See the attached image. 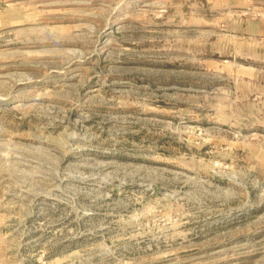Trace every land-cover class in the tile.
<instances>
[{
    "label": "rangeland",
    "instance_id": "obj_1",
    "mask_svg": "<svg viewBox=\"0 0 264 264\" xmlns=\"http://www.w3.org/2000/svg\"><path fill=\"white\" fill-rule=\"evenodd\" d=\"M0 264H264V0H0Z\"/></svg>",
    "mask_w": 264,
    "mask_h": 264
}]
</instances>
